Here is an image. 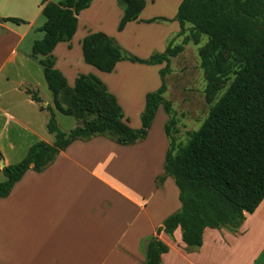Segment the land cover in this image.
<instances>
[{
    "label": "crops",
    "instance_id": "crops-1",
    "mask_svg": "<svg viewBox=\"0 0 264 264\" xmlns=\"http://www.w3.org/2000/svg\"><path fill=\"white\" fill-rule=\"evenodd\" d=\"M60 1L49 0L54 4ZM144 1L146 7L138 22L128 23L118 32L123 12L117 0H93L77 16L71 41L61 42L53 50L54 69L62 74L69 88L74 87L79 76H95L115 98L123 122L132 130H139L145 96L160 87L159 71L165 64L120 62L112 73H101L83 62V39L90 34H104L140 60L164 53L169 42L171 48H182L181 53L170 58L165 95L176 114L177 133L170 135L177 145L186 146L189 134L198 132L209 111L193 122L194 126L184 127V122L190 123L194 117L190 111L193 100L182 89V79L195 74L205 92L199 50L207 42L201 46L202 37L198 45L192 41L184 44L189 32L180 34L177 22L144 23L154 18L173 20L182 0L171 15L151 14L149 10L157 8L155 0ZM41 3L42 0H0V119L4 126H13L33 137L36 124L46 126L49 113L41 111V104L33 102L27 92L36 94L43 106L54 109L53 96L51 101L39 97L31 72V61L40 65L43 59L29 53L34 42L44 37L40 31L45 21ZM7 19L27 24L16 26ZM185 100L189 106L183 105ZM54 113L59 112L54 109ZM167 121L160 106L142 142L123 147L100 136L75 141L42 173L27 171L9 195L0 199V264H144L142 241L155 236L163 221L181 207L172 179L166 178L159 187L157 183L164 175L169 148L164 132ZM139 156L148 157L149 170L145 175L131 176L124 166L138 163ZM158 239L168 247V252L160 257L162 264H264V200L253 214H245L236 233L205 229L199 249L187 251L179 228L171 237L161 233Z\"/></svg>",
    "mask_w": 264,
    "mask_h": 264
},
{
    "label": "trees",
    "instance_id": "trees-1",
    "mask_svg": "<svg viewBox=\"0 0 264 264\" xmlns=\"http://www.w3.org/2000/svg\"><path fill=\"white\" fill-rule=\"evenodd\" d=\"M92 2L62 0L54 4L42 0L41 14L45 21L40 31L44 37L34 42L31 56L43 58L40 65L53 96L54 109L82 124L68 134L61 132L54 109L43 106L36 94L27 92L33 102L41 104V111L49 113L46 129L53 135L54 143L37 142L22 161L1 170L5 181L0 183V199L9 195L27 171L42 173L75 141L100 136L123 147L144 141L162 106L168 116L164 132L169 148L164 159V175L157 183L161 185L171 178L178 189L181 207L163 221L155 236L142 241L144 264H162L160 257L168 252V247L158 239L161 233L171 237L179 228L187 251L202 246L205 229L236 233L245 214H253L264 200V0H182L173 20L154 18L144 22H177L180 34L189 32L184 44L192 41L198 45L202 37H207L199 56L206 80L205 100L210 110L198 132L189 134L190 142L186 146L177 145L170 135L177 133L176 114L171 102L164 98L170 58L181 53L182 48H171L169 42L164 53L140 60L104 34H90L83 39V62L101 73H112L120 62L144 66L165 64L159 71L160 87L145 96L139 130H132L123 122L115 98L95 76H79L74 87L69 88L62 74L54 69L53 50L59 43L71 41L77 29V16ZM117 5L123 12L117 28L121 32L128 23L138 22L146 2L117 0ZM6 22L16 26L27 24L18 19ZM187 24L189 29L185 27ZM229 56L243 63L236 71H232ZM231 74L234 78L230 85L218 102L211 105L223 84L230 81ZM61 98L69 101L65 102L66 109Z\"/></svg>",
    "mask_w": 264,
    "mask_h": 264
},
{
    "label": "rangeland",
    "instance_id": "rangeland-1",
    "mask_svg": "<svg viewBox=\"0 0 264 264\" xmlns=\"http://www.w3.org/2000/svg\"><path fill=\"white\" fill-rule=\"evenodd\" d=\"M169 1L171 0H155V4H157V8L150 9L149 11H151V14L162 12L165 15H171L173 10L181 2V0H177L176 4L175 3L168 4L167 2ZM185 27L189 29L190 25L187 24ZM206 42H207V38L203 37L201 46L204 45ZM26 44L27 41L22 46L21 50L25 51ZM29 53L31 54V50H29ZM34 60H38V59H34ZM229 60H231L232 71H236L243 64L240 59L234 58L233 56H229ZM31 62H32L31 64H33L31 72L32 75L34 76L32 80H34V82L38 84V87L36 89L39 91V97H42L43 100L51 101L52 95L49 92L47 85L45 83L42 67L39 65L38 61H31ZM140 76L143 77L144 75L140 74ZM233 78L234 76L231 74L230 81L223 84L221 91L218 93L216 97L212 99L211 105H214L215 103L218 102L220 97L224 94V92L230 85ZM14 81H15L14 84L15 86L17 81L15 79ZM173 82L175 84L176 82L175 78L173 79ZM182 84H183L182 89L185 90V92L186 91L188 92L186 96H188L190 100L191 99L193 100L192 109L190 111H193L192 114L194 117V121H191L190 123L184 122L185 125L184 127L187 128L189 125L194 126L196 120L204 118V116H206V114L209 111L210 105L206 103L205 92L203 93L202 91V81L195 74H191L189 75V77L182 79ZM175 94L176 92L173 91V95ZM164 97L166 100H168V95H165ZM59 100L62 103V107L66 109L67 107L65 106V102L68 103L69 101L64 98H61ZM183 105L189 106L187 100L183 101ZM89 118H92V116L88 117V119ZM55 119L59 130L63 133H69L71 130H73L76 127H79L82 124V121L80 120L71 117H66L60 115L59 113H55ZM35 132H36V136L33 137L26 131H21V130L18 131L14 129L13 126H9V127L4 126V120L0 119V154L2 156V158L0 159V165L2 160L3 161L6 160L9 163V165L18 164L20 161H22L25 158L27 151L29 150V147L33 146L35 143L39 141H42L41 138H43L44 140L43 142H45L46 140H50L51 143L54 142V137L47 132L45 125L41 123H37L35 126ZM138 159L140 160L138 163L134 165L128 164V166H124L127 173L131 176L138 177L140 174L145 175L149 170L148 157L139 156ZM4 181H5V177L0 168V183ZM159 186L160 185L158 184V187Z\"/></svg>",
    "mask_w": 264,
    "mask_h": 264
},
{
    "label": "water",
    "instance_id": "water-1",
    "mask_svg": "<svg viewBox=\"0 0 264 264\" xmlns=\"http://www.w3.org/2000/svg\"><path fill=\"white\" fill-rule=\"evenodd\" d=\"M5 167H6L5 162L2 160L0 165L1 170L4 169Z\"/></svg>",
    "mask_w": 264,
    "mask_h": 264
},
{
    "label": "bare ground",
    "instance_id": "bare-ground-1",
    "mask_svg": "<svg viewBox=\"0 0 264 264\" xmlns=\"http://www.w3.org/2000/svg\"><path fill=\"white\" fill-rule=\"evenodd\" d=\"M175 3L177 2V0H173ZM174 4V3H173Z\"/></svg>",
    "mask_w": 264,
    "mask_h": 264
}]
</instances>
